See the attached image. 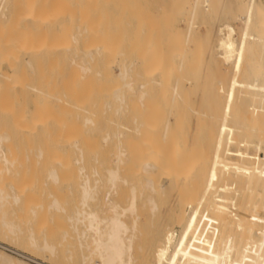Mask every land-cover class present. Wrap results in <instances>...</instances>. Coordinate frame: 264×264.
<instances>
[{"label": "bare ground", "instance_id": "1", "mask_svg": "<svg viewBox=\"0 0 264 264\" xmlns=\"http://www.w3.org/2000/svg\"><path fill=\"white\" fill-rule=\"evenodd\" d=\"M222 2L171 0L159 26L138 0H0L1 241L64 264H264V0L224 2L240 25L212 45Z\"/></svg>", "mask_w": 264, "mask_h": 264}, {"label": "rangeland", "instance_id": "2", "mask_svg": "<svg viewBox=\"0 0 264 264\" xmlns=\"http://www.w3.org/2000/svg\"><path fill=\"white\" fill-rule=\"evenodd\" d=\"M139 1V3H140V5H141V7H142V9H144L145 11L147 10V11H149V12H151L152 14H149V15H153L152 17L154 18V21L156 22V21H161V19H164V20H162V22H160L159 21V23L158 22H156L155 24L156 25H159V26H161V24L160 23H163L164 24V26L166 25H168L169 24V22L170 21H172V17H171V15H170V18H166V16H167V14L169 13V12H167V11H169L171 8H170V6H171V0H138ZM227 1H228V3H230V4H232V6L233 5H235V4H233L232 2H237L238 0H223V2L221 3V6H220V8L218 9V12H217V14L215 15V17H213L212 19L213 20H211V22H210V26L209 25H207L208 26V29H209V32H208V40H209V42H210V44H212L213 45V42H215V39H216V33H215V30H217V27L220 25V24H223V23H229L231 26H233L234 28H236L237 26H239L240 25V22L234 17H230L228 14H226V13H223V10H224V6H227V5H224V2L225 3H227ZM227 3V4H228ZM170 4V5H169ZM169 8V9H168ZM154 10H155V15L156 16H158V17H161V15H162V17H164V18H162L161 17V19H158L157 17L155 18V15H154ZM163 10V11H162ZM165 13H166V16H164L165 15ZM223 14V16H222V14ZM221 15L220 17H219V15ZM217 16V17H216ZM229 16V17H228ZM228 17V18H227ZM126 18H127V16H126ZM232 18V19H231ZM156 19V20H155ZM167 19V20H166ZM176 21H177V19H173V23H176ZM165 22V23H164ZM162 24V25H163ZM179 28L180 29H183V25L182 24H180L179 23ZM214 27V29L213 28H210V27ZM204 28V27H203ZM202 28V26H198V29L196 30V33L199 35V37H201V38H204L205 37V28L203 29ZM213 29V30H212ZM127 30H128V25H125V23L123 22L122 24H120L119 25V27H118V31H117V35H116V38L118 37V40L120 41V45L121 46H123V48H124V50H125V54H127L128 55V53H129V48H128V46H129V44H130V41H129V39H128V32H127ZM202 30V31H201ZM212 33H211V32ZM214 34V36H212ZM215 37V38H214ZM214 38V39H213ZM128 51V52H127ZM187 57L189 58L190 57V53L188 52L187 54ZM189 60V59H188ZM118 61H120V59L118 60ZM190 63L187 65L188 66V69H187V71H185V72H183L182 73V77L183 78H194V77H198L199 75L201 76V77H206V76H209L208 75V72L206 71V69H205V64H204V62L200 65V70H196V69H193L192 70V68H189L190 66ZM192 65H194V64H191V66ZM192 70V71H191ZM195 70V71H194ZM188 74H187V73ZM191 74H190V73ZM168 74H169V72H168ZM172 82H173V80H172ZM189 92V91H188ZM191 92H196V90H192ZM197 92H198V90H197ZM96 121V120H95ZM101 122V123H100ZM99 123H100V125L102 124V121H99V122H95L94 123V125H91L90 126V128L92 129H95V127H97V124L99 125ZM100 125H99V127H97V128H99L100 129ZM106 126V129L104 128L103 129V132L105 131L106 133H111V132H109L110 131V127H109V130L107 131V126L108 125H105V124H102L101 125V127L103 128V127H105ZM86 127V126H85ZM84 126H81L80 127V130H78L76 133H82L85 137L86 136H93V134H94V131L93 130H87L88 129V126H87V129L85 128ZM84 128V129H83ZM98 129V130H99ZM86 130V131H85ZM96 130V129H95ZM101 130V129H100ZM103 132H100L101 133V135H102V133ZM100 133H98L97 135H95V136H93V137H95L94 139L93 138H91V139H89L88 138V142L86 143V144H84V149H85V152H86V154H89V156H99V157H107V155L109 154V155H111V149L113 148H111L110 149V147H111V145H112V142L111 141H109V142H107L108 144V146H105V148L104 147H102L103 146V143L104 142H102V140H100L99 142L101 143H99L98 142V138L100 137V139H101V136H99L100 135ZM88 134H90V135H88ZM96 134V133H95ZM73 136V135H72ZM70 137V136H69ZM74 137V136H73ZM73 137H71V139H77L78 138V136L76 137V135H75V137L73 138ZM97 139V140H96ZM93 140H95L94 141V143H93ZM99 144H98V143ZM91 143V144H90ZM93 143V144H92ZM90 145V147H87L88 145ZM104 144H106V143H104ZM92 145H95V146H93L92 147ZM97 147H99V149H101V148H104L103 150H104V152H103V150H99V149H97ZM109 148V150H107L106 148ZM91 148H93V149H91ZM102 152V153H101ZM105 154L104 156L102 155V154ZM107 153V154H106ZM11 174H17L16 172L15 173H6V177H12V178H14L15 179V181L18 179V178H16V175H11ZM43 173H41V172H39L38 174H35L34 175V178L35 179H37V180H39V184H40V186H41V183H43L42 185H44V182H46L45 184V186H48V184H47V181L45 180V177H44V175H42ZM37 175L39 176V177H37ZM41 175V176H40ZM2 176H5V173H4V175H2ZM17 177H18V174H17ZM10 178H4V179H10ZM41 178V179H40ZM2 179H3V177H2ZM14 179H10V180H12V183H13V180ZM7 182H8V180H7ZM9 185V184H8ZM45 186H43V189H45L46 187ZM42 187V186H41ZM47 191L48 190H50L48 187H47V189H46ZM105 189H103V190H100V192L102 193L103 191H104ZM47 191L45 192L44 191V193H42V198H43V200L44 199H46L45 197L47 196V194L50 192V191H48V193H47ZM59 192H63V190L61 189ZM44 204H47V200H45L44 202H43ZM103 212V215L101 214ZM100 214H101V218H106V217H108L110 214H108L107 212H105V210H102L101 212H100ZM100 214H99V216H100ZM58 216V218L56 217L55 219H59V218H61V216H62V214H58L57 215ZM50 226H49V228L48 227H45L46 229H49V231H53L55 228V226L54 227H52V223H50L49 224ZM50 227L52 228V229H50ZM54 228V229H53ZM46 229H44V233H47L48 231H45ZM1 234V233H0ZM2 235V234H1ZM0 235V236H1ZM3 237V236H2ZM6 240V239H5ZM5 240L4 241H1L0 240V246H2L4 249H1L0 248V251H2V252H4L5 254H7V255H11V256H13V257H15V258H17L18 260H23V261H28V262H30V263H32V264H64L63 262H62V260L60 259H58V261L57 260H53V259H46V258H42V256H39L38 254H36V253H30V252H28V251H25V250H19L18 248H16L15 246H12V245H9L8 244V242H7V240H6V242H5ZM38 255V256H37ZM32 260V261H31ZM55 261H56V263H55ZM53 262V263H52Z\"/></svg>", "mask_w": 264, "mask_h": 264}]
</instances>
